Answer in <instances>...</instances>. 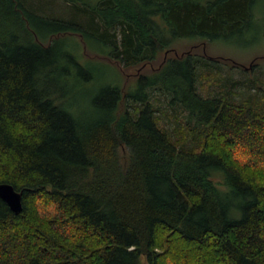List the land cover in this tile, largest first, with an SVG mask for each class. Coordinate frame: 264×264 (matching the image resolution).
Returning a JSON list of instances; mask_svg holds the SVG:
<instances>
[{
	"label": "trees",
	"instance_id": "obj_1",
	"mask_svg": "<svg viewBox=\"0 0 264 264\" xmlns=\"http://www.w3.org/2000/svg\"><path fill=\"white\" fill-rule=\"evenodd\" d=\"M257 1L0 0V183L22 204L0 198V264H264V89L220 71L256 63L165 55L245 33Z\"/></svg>",
	"mask_w": 264,
	"mask_h": 264
},
{
	"label": "rangeland",
	"instance_id": "obj_2",
	"mask_svg": "<svg viewBox=\"0 0 264 264\" xmlns=\"http://www.w3.org/2000/svg\"><path fill=\"white\" fill-rule=\"evenodd\" d=\"M255 12L258 14L259 18H256L253 26L241 35L228 39H207L200 36L178 38L165 55H180L182 52H185L190 48H192L193 53L202 55L203 49L205 48L204 51L207 55L218 57L224 61L228 59L230 63L235 62L245 66H248L251 62L256 63L252 68H244V71L241 70L243 67H234L233 69H230L226 64L220 66V71L222 72L221 74H223V77H225L226 84H228V88L231 89L230 92L234 97L238 98L240 96L260 94L264 89V0L257 1ZM262 15L263 18L260 19ZM79 42L82 46L83 43L80 39ZM74 47L77 49L76 44ZM87 49L89 50L90 48ZM83 51L86 57H82L85 60L88 59L85 63L92 68V71L98 76L97 79L102 78L111 83L121 82V84L126 87L133 86L137 68L122 69L115 62H112L105 57L98 56L99 54L94 55V53L88 52L85 49ZM163 56L164 52H161L154 64H152V66L148 65L146 68L157 67ZM160 98L162 100L160 106L165 109V113H159V115L163 117L165 125L168 128H179L180 121H176L175 123L173 116H169L173 113L172 108L168 106L166 100L164 101L163 95H161ZM181 128L182 127H180L178 131L179 135ZM192 141L191 136H188L185 142L191 144Z\"/></svg>",
	"mask_w": 264,
	"mask_h": 264
},
{
	"label": "water",
	"instance_id": "obj_3",
	"mask_svg": "<svg viewBox=\"0 0 264 264\" xmlns=\"http://www.w3.org/2000/svg\"><path fill=\"white\" fill-rule=\"evenodd\" d=\"M0 198L9 206V208L18 212L22 208L21 192L14 189L9 183H0Z\"/></svg>",
	"mask_w": 264,
	"mask_h": 264
}]
</instances>
